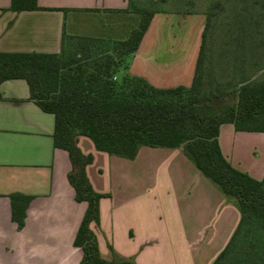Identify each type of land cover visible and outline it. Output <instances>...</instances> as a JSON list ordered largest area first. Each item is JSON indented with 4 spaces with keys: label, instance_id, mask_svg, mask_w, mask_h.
<instances>
[{
    "label": "crops",
    "instance_id": "0c3cea01",
    "mask_svg": "<svg viewBox=\"0 0 264 264\" xmlns=\"http://www.w3.org/2000/svg\"><path fill=\"white\" fill-rule=\"evenodd\" d=\"M37 3L38 10L16 12L12 0H0V52L60 54L70 37L124 41L140 20L139 0ZM154 11L127 71L156 88H189L207 14ZM54 132L55 116L31 99L26 80L0 84V264H80L83 259L75 240L87 204L76 201L68 178L71 160L55 146ZM219 141L234 167L264 178V133L224 124ZM78 145L94 156L87 174L105 196L92 229L107 261L213 264L240 225L235 202L182 148L144 146L131 160L98 151L87 137H79ZM259 148L263 160L256 159ZM14 194L31 198L23 228L13 220Z\"/></svg>",
    "mask_w": 264,
    "mask_h": 264
},
{
    "label": "trees",
    "instance_id": "16d2710c",
    "mask_svg": "<svg viewBox=\"0 0 264 264\" xmlns=\"http://www.w3.org/2000/svg\"><path fill=\"white\" fill-rule=\"evenodd\" d=\"M11 9L40 8L37 0H12ZM136 11L141 21L124 41L70 37L60 54L0 52V84L26 80L31 99L55 116V146L68 152L72 164L68 178L76 201L87 204L75 240L83 250L80 264H135L107 261L100 253L92 224L100 221L105 196L88 177L94 156L79 147L82 136L91 139L98 151L131 160L144 146L182 148L242 214L235 234L213 263L226 264L246 221L256 217L264 222V178L257 180L230 163L220 145V131L224 124H233L237 131L264 133V82L243 80L232 92L203 94L208 14L191 87L156 88L129 74L128 58L140 47L155 15L148 6ZM11 198L13 220L23 228L31 198L22 194Z\"/></svg>",
    "mask_w": 264,
    "mask_h": 264
},
{
    "label": "rangeland",
    "instance_id": "374dc122",
    "mask_svg": "<svg viewBox=\"0 0 264 264\" xmlns=\"http://www.w3.org/2000/svg\"><path fill=\"white\" fill-rule=\"evenodd\" d=\"M139 2L140 8L148 6L154 10L196 11L210 15L211 26L203 65V94L232 92L243 80L264 82V0ZM76 49H80V44ZM256 159L263 160L260 148ZM127 162L129 164L130 161ZM226 264H264L263 221L256 217L246 221Z\"/></svg>",
    "mask_w": 264,
    "mask_h": 264
}]
</instances>
